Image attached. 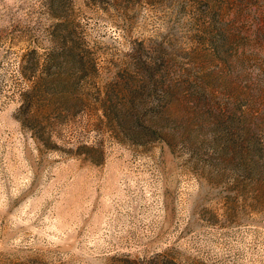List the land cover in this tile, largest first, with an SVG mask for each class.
I'll list each match as a JSON object with an SVG mask.
<instances>
[{
	"label": "rangeland",
	"instance_id": "374dc122",
	"mask_svg": "<svg viewBox=\"0 0 264 264\" xmlns=\"http://www.w3.org/2000/svg\"><path fill=\"white\" fill-rule=\"evenodd\" d=\"M0 264H264V0H0Z\"/></svg>",
	"mask_w": 264,
	"mask_h": 264
}]
</instances>
